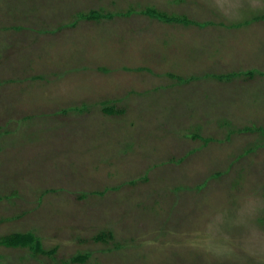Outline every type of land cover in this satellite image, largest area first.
Wrapping results in <instances>:
<instances>
[{
  "label": "rangeland",
  "instance_id": "374dc122",
  "mask_svg": "<svg viewBox=\"0 0 264 264\" xmlns=\"http://www.w3.org/2000/svg\"><path fill=\"white\" fill-rule=\"evenodd\" d=\"M0 264H264V0H0Z\"/></svg>",
  "mask_w": 264,
  "mask_h": 264
},
{
  "label": "trees",
  "instance_id": "16d2710c",
  "mask_svg": "<svg viewBox=\"0 0 264 264\" xmlns=\"http://www.w3.org/2000/svg\"><path fill=\"white\" fill-rule=\"evenodd\" d=\"M91 17L92 16H94V17H98L99 15H98V13L97 12H93V13H91V15H90ZM40 243V242H39ZM40 245V244H39Z\"/></svg>",
  "mask_w": 264,
  "mask_h": 264
},
{
  "label": "crops",
  "instance_id": "0c3cea01",
  "mask_svg": "<svg viewBox=\"0 0 264 264\" xmlns=\"http://www.w3.org/2000/svg\"><path fill=\"white\" fill-rule=\"evenodd\" d=\"M159 17H161V16H159Z\"/></svg>",
  "mask_w": 264,
  "mask_h": 264
}]
</instances>
